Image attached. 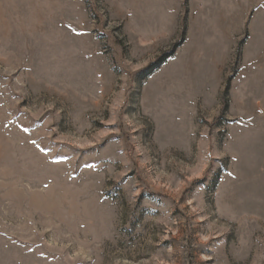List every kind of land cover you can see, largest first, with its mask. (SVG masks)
<instances>
[{"label": "rangeland", "instance_id": "1", "mask_svg": "<svg viewBox=\"0 0 264 264\" xmlns=\"http://www.w3.org/2000/svg\"><path fill=\"white\" fill-rule=\"evenodd\" d=\"M261 69L264 0H0V264H264Z\"/></svg>", "mask_w": 264, "mask_h": 264}, {"label": "crops", "instance_id": "2", "mask_svg": "<svg viewBox=\"0 0 264 264\" xmlns=\"http://www.w3.org/2000/svg\"><path fill=\"white\" fill-rule=\"evenodd\" d=\"M162 3V2H161ZM159 3V4H161ZM163 5L165 6V2H163ZM223 22V19H222ZM202 26H205L204 24H200ZM221 30L219 38V45L214 46L212 48L206 49L204 46V40L202 39L203 35H206L205 32L198 33L199 37V43L192 51L193 55H190L188 63H194V85H197V75L200 74V72H204L206 70L216 71L221 66V57L223 55V46L225 45V38L228 37V32H226L225 27L220 24ZM200 30H205V28H199ZM224 49V48H223ZM201 54H204L206 57L209 58L210 65L205 68L204 70H200L198 67L199 57ZM264 69H261V73L257 74V100H256V121H255V127L257 130L260 129V152H261V160H262V166L264 167V74L262 73ZM199 72V73H198Z\"/></svg>", "mask_w": 264, "mask_h": 264}, {"label": "trees", "instance_id": "3", "mask_svg": "<svg viewBox=\"0 0 264 264\" xmlns=\"http://www.w3.org/2000/svg\"><path fill=\"white\" fill-rule=\"evenodd\" d=\"M184 36V34H183ZM183 41V40H182ZM173 56V52L161 56L157 62L152 64L148 69L142 72L141 79L146 80L153 75L170 57Z\"/></svg>", "mask_w": 264, "mask_h": 264}]
</instances>
